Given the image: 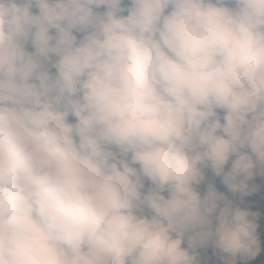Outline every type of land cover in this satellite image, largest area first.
<instances>
[{"label": "clouds", "instance_id": "1", "mask_svg": "<svg viewBox=\"0 0 264 264\" xmlns=\"http://www.w3.org/2000/svg\"><path fill=\"white\" fill-rule=\"evenodd\" d=\"M0 264H264V0H0Z\"/></svg>", "mask_w": 264, "mask_h": 264}]
</instances>
